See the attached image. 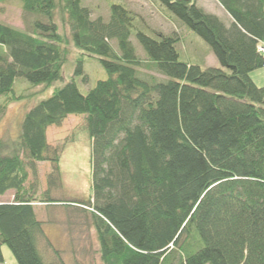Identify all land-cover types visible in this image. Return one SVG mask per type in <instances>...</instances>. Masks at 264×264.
Masks as SVG:
<instances>
[{
	"label": "trees",
	"instance_id": "16d2710c",
	"mask_svg": "<svg viewBox=\"0 0 264 264\" xmlns=\"http://www.w3.org/2000/svg\"><path fill=\"white\" fill-rule=\"evenodd\" d=\"M21 1L23 28L0 20V113L19 98L17 77L45 86L59 79L70 44L98 57L107 77L85 93L74 80L55 86L24 113L10 150L0 138V195L14 190L0 202V264L2 245L17 264H66L34 206L61 202L49 193L62 185L64 147L46 130L70 114L83 116L91 140L92 192L81 203L99 264H264V85L250 77L264 66V0H217L229 24L197 0H160L226 69L181 60L179 35L137 28L120 2L104 20L81 0ZM132 33L167 79L140 76ZM81 65L82 57L77 72ZM40 161L51 166L43 197L35 182L25 185ZM40 239L54 258L41 254Z\"/></svg>",
	"mask_w": 264,
	"mask_h": 264
},
{
	"label": "rangeland",
	"instance_id": "374dc122",
	"mask_svg": "<svg viewBox=\"0 0 264 264\" xmlns=\"http://www.w3.org/2000/svg\"><path fill=\"white\" fill-rule=\"evenodd\" d=\"M21 2V0H0V20L23 28ZM81 2L91 10L92 18L102 16L104 20L109 18L110 3L120 2L136 14L137 28L152 36H157L158 32L179 35L176 47L181 60L198 64L202 68L223 67L212 52L210 45L194 30L182 23L160 0H81ZM197 3L204 5L208 12L218 15L223 21L226 20L225 13L227 12L221 5L219 6L217 1L197 0ZM57 21L60 22L59 19ZM130 40L136 54L143 59L139 66L140 76L145 79L150 77L144 75H153L156 80L167 79L165 74L158 72L149 62L145 61L144 49L134 33L131 34ZM113 44L117 48L116 41ZM69 48L68 58L62 67V76L51 85L33 84L24 77L15 79L14 89L19 98L10 102L0 113V138L5 142V152L10 150L18 140L24 113L39 100L49 97L55 86H61L74 80L80 90L85 93L95 85L97 80L107 77V72L98 57L80 55L81 50L73 44H70ZM81 57V71L77 72L78 59ZM258 69L250 72V77ZM82 118V115L70 114L60 125L48 126L47 140L53 145L62 144L64 147L59 159L62 185L61 188L49 193L53 199L61 202L36 204L34 212L36 217L42 221L46 236L55 248L60 250L59 254L66 264L78 262L99 264V244L91 222L92 216L90 211L86 210V206L81 203L82 200H87L92 192L91 140L84 128ZM50 169L49 161L38 162L35 171L28 169L25 185L28 188L35 182L34 187L38 197L46 195L47 173ZM13 192L14 190L10 189L0 195V202L11 201ZM46 243L45 239L38 241L41 254L46 259L54 258V251ZM2 252L6 264H17L6 245H2Z\"/></svg>",
	"mask_w": 264,
	"mask_h": 264
},
{
	"label": "crops",
	"instance_id": "0c3cea01",
	"mask_svg": "<svg viewBox=\"0 0 264 264\" xmlns=\"http://www.w3.org/2000/svg\"><path fill=\"white\" fill-rule=\"evenodd\" d=\"M211 1V0H210ZM215 1H217V0H215ZM218 2V1H217ZM218 4H219V6H220V3L218 2ZM201 5V4H200ZM206 11H208L207 10V8H205V6L204 5H201ZM222 8V7H221ZM225 18H226V20L224 21L226 24H229L230 22H231V17L227 14V13H225ZM259 76V77H258ZM251 78H252V80L257 84V85H259V86H261V85H264V66L263 67H261V68H259L256 72H253L252 74H251Z\"/></svg>",
	"mask_w": 264,
	"mask_h": 264
},
{
	"label": "built area",
	"instance_id": "2783aa9c",
	"mask_svg": "<svg viewBox=\"0 0 264 264\" xmlns=\"http://www.w3.org/2000/svg\"><path fill=\"white\" fill-rule=\"evenodd\" d=\"M259 50L263 52L264 51V45H260Z\"/></svg>",
	"mask_w": 264,
	"mask_h": 264
}]
</instances>
